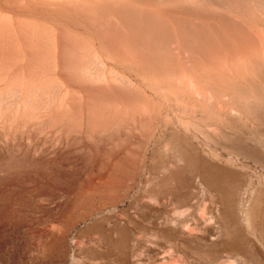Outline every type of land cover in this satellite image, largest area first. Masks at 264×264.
Returning <instances> with one entry per match:
<instances>
[{"label": "bare ground", "instance_id": "1", "mask_svg": "<svg viewBox=\"0 0 264 264\" xmlns=\"http://www.w3.org/2000/svg\"><path fill=\"white\" fill-rule=\"evenodd\" d=\"M235 19L210 0H0V151L29 148L40 174L56 173L45 164L86 173L87 190L121 170L132 181L149 158L166 173L196 160L168 147L169 125L245 118L237 89H259L245 80L263 69V50Z\"/></svg>", "mask_w": 264, "mask_h": 264}, {"label": "rangeland", "instance_id": "2", "mask_svg": "<svg viewBox=\"0 0 264 264\" xmlns=\"http://www.w3.org/2000/svg\"><path fill=\"white\" fill-rule=\"evenodd\" d=\"M234 1L210 0L247 26L264 53V0ZM262 67L245 80L259 89H237L248 101L245 118L210 114L169 125L168 147L197 153L196 165L186 158L166 173L149 158L132 181L121 170L113 184L87 190L86 173L45 164L56 173L40 174L26 164L29 148L1 150L0 264H264V56ZM203 162L215 172L200 171Z\"/></svg>", "mask_w": 264, "mask_h": 264}]
</instances>
